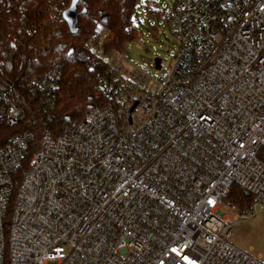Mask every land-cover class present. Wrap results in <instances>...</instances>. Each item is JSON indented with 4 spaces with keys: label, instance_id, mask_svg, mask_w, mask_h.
Here are the masks:
<instances>
[{
    "label": "built area",
    "instance_id": "1",
    "mask_svg": "<svg viewBox=\"0 0 264 264\" xmlns=\"http://www.w3.org/2000/svg\"><path fill=\"white\" fill-rule=\"evenodd\" d=\"M157 8L179 48L156 90L103 52V26L89 45L122 70L114 101L55 136L62 69L32 81L41 130L20 179L35 135L0 145V264H264L230 242L242 221L224 202L237 184L255 197L251 216L264 211V0ZM25 119L0 92V126Z\"/></svg>",
    "mask_w": 264,
    "mask_h": 264
},
{
    "label": "trees",
    "instance_id": "2",
    "mask_svg": "<svg viewBox=\"0 0 264 264\" xmlns=\"http://www.w3.org/2000/svg\"><path fill=\"white\" fill-rule=\"evenodd\" d=\"M73 0H8L0 3V92L10 97L26 112L17 127L0 126V145L18 133L32 132L24 167L16 174L20 179L32 165L41 130L40 98L31 89L32 81L60 67L62 77L56 106L49 127L55 136L72 123L87 119L94 106L115 100L116 90L124 83L122 70H112L90 45L91 35L99 26L113 35L104 44L107 55L126 57V47L140 38L133 21L141 0H79L78 32L73 34L63 13ZM149 14L163 19L158 8H147ZM157 27L154 26L153 30ZM229 208L247 214L255 197L237 184L226 195ZM10 216L7 218L9 221ZM5 264H9L8 257Z\"/></svg>",
    "mask_w": 264,
    "mask_h": 264
},
{
    "label": "rangeland",
    "instance_id": "3",
    "mask_svg": "<svg viewBox=\"0 0 264 264\" xmlns=\"http://www.w3.org/2000/svg\"><path fill=\"white\" fill-rule=\"evenodd\" d=\"M176 0H141L138 13L133 16V21L140 32V38L126 47V69H136L135 76L147 90H156V81L170 70L174 63L176 52L179 48L178 41L172 29L164 21L151 16L147 10L157 8H172ZM156 26L157 29L153 30ZM162 60V67L156 69L155 59ZM137 114H141L137 110ZM231 221L240 219L241 225L237 226L231 235L230 242L237 248L248 252L254 257H260L264 262V211L251 216L248 212L245 219H241L239 212L229 208L225 211Z\"/></svg>",
    "mask_w": 264,
    "mask_h": 264
},
{
    "label": "water",
    "instance_id": "4",
    "mask_svg": "<svg viewBox=\"0 0 264 264\" xmlns=\"http://www.w3.org/2000/svg\"><path fill=\"white\" fill-rule=\"evenodd\" d=\"M78 3L79 0H73L71 6L63 13L64 20L67 22L73 34H76L78 32V28H77L79 23V15L77 12ZM161 62H162L161 59L159 58L155 59L154 66L156 69H160L162 67ZM135 108H136V104L133 105V107L131 108V112H133Z\"/></svg>",
    "mask_w": 264,
    "mask_h": 264
}]
</instances>
